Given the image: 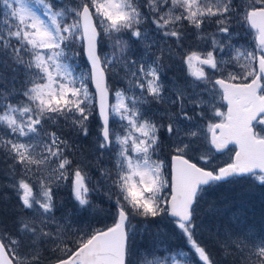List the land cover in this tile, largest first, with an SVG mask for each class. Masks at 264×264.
I'll use <instances>...</instances> for the list:
<instances>
[{
	"label": "snow or ice",
	"instance_id": "snow-or-ice-1",
	"mask_svg": "<svg viewBox=\"0 0 264 264\" xmlns=\"http://www.w3.org/2000/svg\"><path fill=\"white\" fill-rule=\"evenodd\" d=\"M174 64L183 83L163 78ZM94 117L85 154L72 137ZM0 154L28 213L14 233L0 226V264H42L45 245L49 264H264V230L205 199L222 184L264 187V0H0ZM61 188L72 208L57 204ZM97 194L111 224H79L105 211ZM165 220L187 251L162 229L139 242Z\"/></svg>",
	"mask_w": 264,
	"mask_h": 264
},
{
	"label": "trees",
	"instance_id": "trees-1",
	"mask_svg": "<svg viewBox=\"0 0 264 264\" xmlns=\"http://www.w3.org/2000/svg\"><path fill=\"white\" fill-rule=\"evenodd\" d=\"M65 2V0H64ZM70 1L65 3H69ZM73 2V0H72ZM191 44V38L188 40ZM82 63H84L83 57ZM123 75L122 73L120 74ZM120 78V76H118ZM110 84L114 87L115 83L113 77L110 76ZM19 87V85H18ZM91 89V85H90ZM22 99V97H20ZM60 129L63 130L64 134H68V130L63 127V123H60ZM51 131H57V125H50ZM99 132V122L97 118H93L89 123V136L88 137H76L73 136L72 140L81 145L85 154H87L91 149L92 145L96 139ZM107 166H111V162L106 156L102 161ZM7 165L4 163V156L0 154V226H6L10 232L16 231V219L20 215H27V212H21L19 207V200L16 197L14 190L9 187L11 183V178L7 175ZM92 176L96 179L99 178L98 172L92 170ZM57 204L62 203L64 209L72 208L73 202L71 200L69 191L67 188L54 189ZM95 199L94 203L104 209L105 211L98 215H91L87 212L80 213L76 219L81 225L92 224L93 226L102 227L104 224H111V219L107 218V210L109 208V203L104 199L103 195L97 194L93 196ZM206 201L208 203L215 202L220 207H230L233 212L239 210L243 207V210L247 214L248 222L254 226V230L260 233L264 230V187L259 186L254 181H241L236 184H222L216 187L213 191L206 195ZM208 203H205L204 207H208ZM62 215V209L58 207L56 211V216L59 218ZM231 215V213H228ZM201 220L206 228H211L215 224L220 222L219 217H212L211 215H202ZM166 224L171 225L167 220ZM138 227H142V220L138 218L135 221ZM159 229L156 223L150 222V231H155ZM168 233V244L170 248L175 251H186L187 247L185 241L179 234V230H174L170 227L165 230ZM175 233V234H173ZM155 234V233H154ZM205 239H207V231L203 233ZM152 235L145 234L142 238H138L139 242L145 245L150 244ZM211 246V242L209 241ZM50 245L42 246V264H49L52 256L49 251L46 250Z\"/></svg>",
	"mask_w": 264,
	"mask_h": 264
},
{
	"label": "rangeland",
	"instance_id": "rangeland-1",
	"mask_svg": "<svg viewBox=\"0 0 264 264\" xmlns=\"http://www.w3.org/2000/svg\"><path fill=\"white\" fill-rule=\"evenodd\" d=\"M69 1H70V2L67 3V4L71 5V4H72V0H69ZM65 2H68V0H65ZM234 27H236V26H234ZM236 30L239 31V32H241L242 34L246 31V29H244V28H240V27H236ZM209 31H214V28H211V27H210V28H209ZM250 39H251V37H248V36H242V37L239 39V43H240V44H246ZM196 42H197V41L195 40V37L192 36V37H191V44H195ZM234 42H235V41H234ZM139 51H140V49L137 47V53H139ZM81 63H82V58H81ZM174 69L176 70V73H175L173 76H170V72H171V70H174ZM168 70H169V71H168ZM109 75L113 77V80H114V83H115V85H114L113 88H125V87H127V83H126V81L120 79L118 76H113L111 73H110ZM164 78H166V79H165L166 83L170 82V80H171L172 78L178 79V80H180L181 83H183V81H184V73H183V71L180 70L178 64H174L172 67L166 69V73H165ZM91 88H92V85H91ZM155 105H156V104H152L151 107L148 106V112H149V114H152L153 112H156V111L161 110V106H160V105H156V106H155ZM154 109H155V110H154ZM222 110H224V109H222ZM112 126H113L114 128H117V129H118V127H119L118 122H117V119H116L115 117H113V120H112ZM215 159H216L217 163H223L224 161H226V160L228 159V156L225 155V154H217V153H216V155H215ZM93 201H95V199H93ZM137 220H138V218H137L136 220H134L133 223L136 224L135 221H137ZM140 220H141V218H140ZM155 223H156V225L158 226L159 229H162V230H164V231H165L166 229H168V227H170V228L173 229V226H172V225H169V224H166V221H163V222H155ZM174 230H177V229H174ZM154 233H155V231H152V233H151V235H152L153 237H154V235H155ZM179 251H180V250H179ZM186 251H187V250H186Z\"/></svg>",
	"mask_w": 264,
	"mask_h": 264
},
{
	"label": "flooded vegetation",
	"instance_id": "flooded-vegetation-1",
	"mask_svg": "<svg viewBox=\"0 0 264 264\" xmlns=\"http://www.w3.org/2000/svg\"><path fill=\"white\" fill-rule=\"evenodd\" d=\"M166 73V72H165ZM176 73V70L174 69V70H171V72H170V76H173L174 74ZM164 79H166V78H164Z\"/></svg>",
	"mask_w": 264,
	"mask_h": 264
},
{
	"label": "water",
	"instance_id": "water-1",
	"mask_svg": "<svg viewBox=\"0 0 264 264\" xmlns=\"http://www.w3.org/2000/svg\"><path fill=\"white\" fill-rule=\"evenodd\" d=\"M229 147L231 148L232 146L230 145ZM217 154H222V153H217Z\"/></svg>",
	"mask_w": 264,
	"mask_h": 264
},
{
	"label": "bare ground",
	"instance_id": "bare-ground-1",
	"mask_svg": "<svg viewBox=\"0 0 264 264\" xmlns=\"http://www.w3.org/2000/svg\"><path fill=\"white\" fill-rule=\"evenodd\" d=\"M169 71V70H168ZM164 78V77H163ZM156 106V105H155ZM151 107V106H150ZM155 110V109H154Z\"/></svg>",
	"mask_w": 264,
	"mask_h": 264
}]
</instances>
